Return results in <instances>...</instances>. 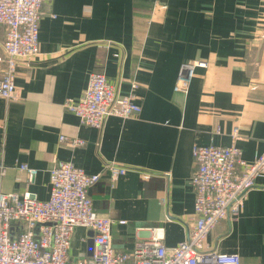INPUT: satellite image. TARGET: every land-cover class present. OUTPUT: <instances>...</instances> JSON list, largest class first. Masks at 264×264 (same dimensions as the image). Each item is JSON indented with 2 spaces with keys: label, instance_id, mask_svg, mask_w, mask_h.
<instances>
[{
  "label": "crops",
  "instance_id": "0c3cea01",
  "mask_svg": "<svg viewBox=\"0 0 264 264\" xmlns=\"http://www.w3.org/2000/svg\"><path fill=\"white\" fill-rule=\"evenodd\" d=\"M39 20L37 52L17 60L15 100L0 96V193L28 190L46 200L51 167L70 161L100 174L88 193L94 211L115 221L116 250L130 251L157 227L166 248L183 242L195 222L192 147L235 145L247 162L264 151V0H49ZM186 60L206 64L176 92ZM99 72L119 94H134L141 110L109 115L96 129L64 103ZM59 135L86 142L72 146ZM109 163L125 170L113 182ZM20 164L36 169L33 182ZM243 200L207 234L205 249L264 264V175ZM91 236L74 228L71 260L94 250Z\"/></svg>",
  "mask_w": 264,
  "mask_h": 264
},
{
  "label": "built area",
  "instance_id": "2783aa9c",
  "mask_svg": "<svg viewBox=\"0 0 264 264\" xmlns=\"http://www.w3.org/2000/svg\"><path fill=\"white\" fill-rule=\"evenodd\" d=\"M49 0H0V32L3 28L0 54V96L15 100L14 74L17 60L25 63L37 52L39 22ZM165 7V4L164 6ZM202 60L180 64L173 90L186 92L196 67ZM132 89L137 85L131 82ZM134 94H119L103 73H91L86 87L77 99L68 98L64 108L80 123L100 129L109 115L132 117L141 107ZM234 137L237 133L234 130ZM60 142L84 146L85 140L59 135ZM194 171L190 185L194 191V224L186 239L172 248L162 244V229L152 230L148 239L138 241L130 251L112 246L111 228L115 221L100 216L93 209L88 190L100 177L86 173L70 161H56L50 169V193L40 200L35 193H0V264H240L233 254H219L205 249L207 234L228 215H236L244 194L254 186V178L264 175V151L251 162L242 158L235 145H194L191 149ZM111 181L125 173L113 163L106 165ZM19 169L33 182L36 169L20 164ZM0 165V175L4 173ZM125 221L119 220V223ZM92 231L94 250L87 257L71 260L68 256L75 227Z\"/></svg>",
  "mask_w": 264,
  "mask_h": 264
},
{
  "label": "water",
  "instance_id": "95a60500",
  "mask_svg": "<svg viewBox=\"0 0 264 264\" xmlns=\"http://www.w3.org/2000/svg\"><path fill=\"white\" fill-rule=\"evenodd\" d=\"M90 240H91L92 243H94L92 238H90ZM91 254H92V250H91V248L89 246V251H88L87 255H91Z\"/></svg>",
  "mask_w": 264,
  "mask_h": 264
},
{
  "label": "bare ground",
  "instance_id": "6f19581e",
  "mask_svg": "<svg viewBox=\"0 0 264 264\" xmlns=\"http://www.w3.org/2000/svg\"><path fill=\"white\" fill-rule=\"evenodd\" d=\"M116 88V87H115ZM127 119V118H126Z\"/></svg>",
  "mask_w": 264,
  "mask_h": 264
}]
</instances>
